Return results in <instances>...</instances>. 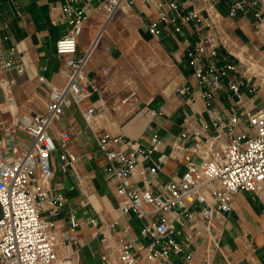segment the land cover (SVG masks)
Segmentation results:
<instances>
[{"label":"built area","instance_id":"built-area-1","mask_svg":"<svg viewBox=\"0 0 264 264\" xmlns=\"http://www.w3.org/2000/svg\"><path fill=\"white\" fill-rule=\"evenodd\" d=\"M7 1L14 13L22 16L19 0ZM137 1L144 11L138 8ZM226 1L102 0L93 4V0H58L69 26L67 34L55 46L57 55L69 57L66 84L51 88L45 103L34 101L40 107L36 112L17 117L14 132L22 131L30 140L25 153L6 158L5 143L0 140V264H74L70 259H60L55 249L54 220L62 214L68 200L60 189L53 187V181L57 151H61L62 170L74 171L80 182L74 168L78 158L69 148L70 134L61 131L54 138L51 128L69 108H80L96 91L85 72L88 57L76 56L87 20L92 14L101 15L105 30L122 5L129 9L126 17H135L138 29L154 41L171 39L183 47L187 67L192 71L210 117L204 132L211 135L200 141L199 132L192 135L182 132L173 149L181 151L185 143H196L183 150L186 151L181 158L184 172L170 177L159 188L158 177L171 155L161 136L155 134L147 145L132 139L123 141L98 132L95 107L83 111L90 129L97 134L98 149L107 169L117 182L120 215H134L147 222L140 231V237L147 244L123 240L116 258L118 263L137 264L143 258L174 264V256L190 263L205 236H212L214 249L218 247L220 234L214 222L234 210L239 194L250 193L264 200V105L249 108L245 103L246 96L257 94L259 86L254 80L258 77L254 71L258 62L251 53L252 47L239 42L226 25L227 19L251 16L253 29L260 33L264 24V0H228L227 18L220 13ZM263 46L264 41L256 51L264 58ZM14 52L12 49L11 55ZM0 67L14 69L19 74L24 72L22 62L7 59L3 50H0ZM10 86L0 80L2 90ZM219 90L233 102L225 114L217 110ZM192 91L187 85L176 89L177 94ZM136 96L135 91L131 92L122 104L131 103ZM194 101L192 98L191 102ZM153 115L159 114L154 111ZM184 123H188L187 118ZM88 159L93 160V156L89 155ZM138 167L141 170L136 172ZM69 224L72 229L79 227L75 212H69ZM90 224L93 228L98 226L97 220L91 219ZM117 226L114 223L106 230L112 234ZM103 261L108 264V257Z\"/></svg>","mask_w":264,"mask_h":264},{"label":"crops","instance_id":"crops-1","mask_svg":"<svg viewBox=\"0 0 264 264\" xmlns=\"http://www.w3.org/2000/svg\"><path fill=\"white\" fill-rule=\"evenodd\" d=\"M101 1L93 0V4ZM19 3L23 10L22 16L14 13L7 0H0V50H3L7 59H17L24 65L22 74L14 69L2 70L0 67V80L11 84L8 90L0 88V140L5 143L4 155L8 159L22 155L30 146L25 133L14 132L17 117L36 112L40 107L34 101L45 103L46 93L51 88H62L66 84V62L69 59L68 56L57 55L55 49L57 41L69 30L58 0H19ZM137 6L144 11L139 1ZM126 16L119 12L105 30L101 15L92 14L87 20L78 40L76 56L88 57L85 72L95 84L96 91L80 108H69L51 128L54 138L61 131L70 134L69 148L78 158L74 168L80 182L74 171L62 170L61 151H57L53 181V187L60 189L68 200L62 214L54 220L55 229L52 234L55 249L60 259H70L74 264H105L103 258L106 256L108 264H119L116 258L123 240L147 244L140 237L146 220L134 215H120L116 197L117 182L107 169V163L98 149L97 134L87 124L84 110L96 108L100 127L98 132L102 134L108 133L123 141L137 140L143 145H147L155 134L161 136L167 153L171 155L158 177L159 188L170 177L184 172L181 158L186 151L183 150L196 143H185L181 151L173 149L182 132L188 131L190 135L199 132L200 141L204 140V136L211 135L204 132L210 117L206 113L192 71L187 67L183 47L171 39L154 41L144 30L138 29L135 17L128 19ZM252 23L251 16L226 20L227 27L240 29V33H234L239 42L252 47L251 53H254L258 62L255 74L262 78L264 58L256 49L264 41V24L260 27V33H257ZM62 26L65 29L61 30ZM12 49L15 50L13 55ZM114 50L116 54H113ZM105 61L107 65L104 67L110 70V76L102 75V62ZM153 65L156 66L153 71L158 68L160 72L163 69L162 72H166L168 79L172 80L171 85L174 82L173 97H167L165 93L155 95L156 92L150 89L139 91L136 83L128 77L133 67L137 66L146 73L147 68ZM119 66L126 69L128 76H114ZM258 80L254 82H260ZM184 85L190 86L193 91L177 94L176 89ZM133 91L137 93L136 98L127 105L122 104ZM192 98L194 102H191ZM232 103L223 90L217 92L218 111L225 114ZM245 103L249 108L264 105V86L257 90L255 96H246ZM154 111L159 115L154 117ZM186 118L188 123H184ZM89 155L93 156V160L88 159ZM140 170L141 167H138L136 172ZM159 188L155 191L158 192ZM69 212L77 215L79 227L76 229H72L69 224ZM91 219L97 220V227H92ZM114 223H118V226L111 234L106 229ZM214 225L220 234L216 249L212 236H205L204 241L194 250L195 255L190 263L180 256H174V264H264V205L252 194H239L234 210L225 217L219 216ZM199 229L204 230L203 227ZM137 264L161 263L140 258Z\"/></svg>","mask_w":264,"mask_h":264},{"label":"rangeland","instance_id":"rangeland-1","mask_svg":"<svg viewBox=\"0 0 264 264\" xmlns=\"http://www.w3.org/2000/svg\"><path fill=\"white\" fill-rule=\"evenodd\" d=\"M226 2L227 3L224 4L223 7H221L222 8V11H220V13L227 18L228 17V11H226L225 8H228V6L230 5V3H228V0ZM121 28H125V27L124 26H121ZM60 29L61 30L62 29H65V27L62 26V27H60ZM228 30H229L230 34H234L235 32L236 33L237 32L240 33V31H239L240 29H236V27H234V26L228 27ZM234 36H235V34H234ZM245 45H247V44H245ZM113 54H116L115 50L113 51ZM151 62L153 64V60H151ZM102 63H104L103 67L101 68L102 75L103 76L104 75H109V76L112 75L111 72H110V70L108 68L104 67L105 65H107L106 61L105 62H102ZM155 68H156V66L153 65V66L150 67V69L147 68V71L145 73L143 70H141V68H139V67L136 66V67H133V68H131L129 70L130 75L128 76L125 73V70L126 69L123 70L119 66L118 67L119 71H118V69H117V71L115 70L114 76H125V77L128 76V77H130V79H132L134 81V83H136V85L139 87V91L140 90L145 91L146 89H150V90H152V92H154V91L156 92L155 95H157V94H162L163 95L165 92H168L169 96L170 97L171 96L173 97L174 96V90H175L174 84H173L174 82L171 85L172 80H169L168 79L166 72L163 73L164 72L163 69L160 72H158L159 71L158 68L153 71V69H155ZM106 72H107V74H106ZM258 79H260V80H258L260 82L257 83V85L259 86L257 90H259L260 88H262V86H264V79H263V77L262 78H258ZM144 93L146 95H148V96L150 95V93H146V92H144ZM78 119L80 120V118H78ZM256 199L259 200L260 202H262V204L264 205V200H260L258 198H256Z\"/></svg>","mask_w":264,"mask_h":264},{"label":"bare ground","instance_id":"bare-ground-1","mask_svg":"<svg viewBox=\"0 0 264 264\" xmlns=\"http://www.w3.org/2000/svg\"><path fill=\"white\" fill-rule=\"evenodd\" d=\"M121 8H122L121 11H120L121 13H124V14H125V13H128V10H129V9H128V7H126V5H122ZM176 73H178V72H176ZM165 94H166L167 97H169L168 92H165Z\"/></svg>","mask_w":264,"mask_h":264}]
</instances>
